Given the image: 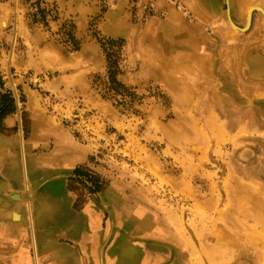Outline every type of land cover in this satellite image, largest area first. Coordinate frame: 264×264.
Listing matches in <instances>:
<instances>
[{
  "label": "rangeland",
  "instance_id": "rangeland-1",
  "mask_svg": "<svg viewBox=\"0 0 264 264\" xmlns=\"http://www.w3.org/2000/svg\"><path fill=\"white\" fill-rule=\"evenodd\" d=\"M263 12L264 0H0V93L16 103L0 134L18 138L19 175L26 143L30 186L5 194L0 241L48 261L24 231L59 173L70 204L41 234H63L71 208L91 233L120 234L110 264H264ZM78 167L97 192L73 181ZM148 230L139 254L121 244Z\"/></svg>",
  "mask_w": 264,
  "mask_h": 264
},
{
  "label": "crops",
  "instance_id": "crops-1",
  "mask_svg": "<svg viewBox=\"0 0 264 264\" xmlns=\"http://www.w3.org/2000/svg\"><path fill=\"white\" fill-rule=\"evenodd\" d=\"M73 57L74 56L71 55L66 56V60H71ZM17 142L18 138L16 136H6L4 134H0V192L2 195L0 197V206L14 205V203L9 201L5 196V194L9 191L18 190L20 188L30 191L26 143L22 141L20 144V153L22 154V172L21 175H19V165L21 166V164L19 163L20 159L18 158L15 147ZM58 158L59 156L54 154L53 159L56 160ZM61 177L63 176L56 173L52 175L50 179L44 181L46 187L44 188L40 196V200L38 201L41 211L43 212V216L36 220L35 215L32 213V207L29 206L30 208L27 209L29 231L27 232L25 230L24 233L26 235L31 234L34 236L36 239L37 250L39 242L40 253L42 255L49 256L47 257L48 261L45 260L44 264H100V257L98 256L100 255V252L103 255L101 264H110L108 258L110 242L113 239L118 238L120 234H113V231L111 234H106L107 232L105 234H99L98 231H96L95 234L91 233L89 228L91 229L92 227L91 225H88V221H86L87 217L84 213H81V211H77V214H75L72 212L71 208H69L68 212H70L71 219H66L59 227L62 229L63 234H41L38 226L41 224L40 222L45 223L56 220V213L59 210L67 209L70 204V202H68V197L62 192ZM28 204H30V202ZM16 214L17 216H15ZM50 214L52 217L49 216ZM21 217L22 216L18 211L13 210V212L8 214L6 217L7 221L5 220V222L8 224L6 228L8 227L7 229L10 230L16 227V225L20 223ZM44 230L46 231V228H44ZM57 230L58 228L54 226L53 232L55 233ZM25 234L2 235H7L8 237H11L10 239H12L14 236L21 238ZM146 234L157 233H155V231L151 232L148 230V232L142 231L136 234H121L120 241L122 245L128 246V248H136V254H139L141 252V248L140 246L135 245V243L140 242L138 240H141L142 237L146 238ZM71 238L73 239V242L70 240ZM62 239H69V243L61 241ZM175 239H177L176 243L180 245L181 242L178 241L179 239L174 238V241H176ZM14 245L15 243L13 241L11 243L0 241V255L2 256L0 263L29 264V256L25 251V247L24 250L22 248L16 249L17 246L15 248ZM152 257L154 259L155 254ZM175 258L181 259L182 256L181 254L176 253ZM139 260L135 263L138 264ZM184 261L186 264H189L187 259Z\"/></svg>",
  "mask_w": 264,
  "mask_h": 264
},
{
  "label": "trees",
  "instance_id": "trees-1",
  "mask_svg": "<svg viewBox=\"0 0 264 264\" xmlns=\"http://www.w3.org/2000/svg\"><path fill=\"white\" fill-rule=\"evenodd\" d=\"M108 60L111 61V55L108 54ZM110 67H112V65H110ZM111 73V79L112 82H116L115 80V75H116V71H112L110 70ZM16 110V103H15V99L13 97V94L11 91H7L5 93H0V128L2 127V121L3 119L13 113ZM75 175L76 178L73 179V181L75 182H79V183H83V178H87V182L91 183V187L89 188L90 191L92 193L97 192L99 190V184L96 180V177H94V175H90L88 173H86V171L81 168L78 167L75 169Z\"/></svg>",
  "mask_w": 264,
  "mask_h": 264
},
{
  "label": "bare ground",
  "instance_id": "bare-ground-1",
  "mask_svg": "<svg viewBox=\"0 0 264 264\" xmlns=\"http://www.w3.org/2000/svg\"><path fill=\"white\" fill-rule=\"evenodd\" d=\"M264 13V12H263ZM248 15H249V13H248ZM102 258V257H101Z\"/></svg>",
  "mask_w": 264,
  "mask_h": 264
}]
</instances>
